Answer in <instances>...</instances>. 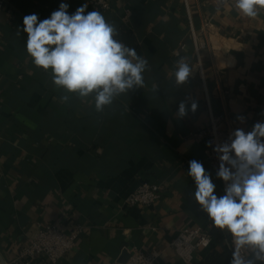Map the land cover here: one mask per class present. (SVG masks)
<instances>
[{"label":"crops","instance_id":"0c3cea01","mask_svg":"<svg viewBox=\"0 0 264 264\" xmlns=\"http://www.w3.org/2000/svg\"><path fill=\"white\" fill-rule=\"evenodd\" d=\"M90 1L6 0L1 11L0 257L13 264L41 227L54 225L81 228L76 246L57 264H124L131 249L161 251L157 264H183L173 249L179 232L207 225L189 162H201L214 194H225L206 143L193 135L208 127L209 111L226 116L229 133L264 121V10L248 18L235 0H104L110 10L100 12L134 38L148 67L142 87L98 112L95 93H66L33 65L22 31L27 15L42 21L61 3L69 15L87 3V14ZM193 34L207 44L198 57ZM181 44L192 73L177 84L174 51ZM182 101L187 114L180 117ZM142 183L162 186V197L148 207L127 206ZM28 264L52 263L42 257Z\"/></svg>","mask_w":264,"mask_h":264},{"label":"clouds","instance_id":"9594fccd","mask_svg":"<svg viewBox=\"0 0 264 264\" xmlns=\"http://www.w3.org/2000/svg\"><path fill=\"white\" fill-rule=\"evenodd\" d=\"M68 7L61 3L50 18L39 22L36 14L24 17L26 52L35 67L51 73L58 89L80 97L95 93L99 112L115 96L143 86L148 61L115 38L116 27L100 11L85 14V3L69 15ZM235 8L244 17L256 18L264 10V0H235ZM191 73L184 58L176 62L177 84L185 83ZM68 99L62 95L60 102ZM196 108L193 102L191 110ZM186 114L182 101L178 115ZM214 151L220 161L216 175L226 182L225 194H214L216 185L210 174L201 162L192 160L188 175L195 181L194 198L215 227L230 234L234 245L230 264H264V121L256 122L248 132L234 130Z\"/></svg>","mask_w":264,"mask_h":264},{"label":"built area","instance_id":"2783aa9c","mask_svg":"<svg viewBox=\"0 0 264 264\" xmlns=\"http://www.w3.org/2000/svg\"><path fill=\"white\" fill-rule=\"evenodd\" d=\"M6 0H0V14L3 10ZM92 10H110V6L104 0H92L89 3ZM189 25L192 22L189 20ZM193 47L197 54L200 50L205 49L207 44L203 37L193 34ZM186 48L181 44L174 51V56L177 61L184 58L181 52ZM185 59V58H184ZM190 65V63L185 59ZM226 122L224 114H213L209 111V125L193 135L197 141H203L207 145L206 158L214 165L216 171L219 170L218 154L214 151L218 143H223L228 140L229 132L223 130V125ZM222 179V178H221ZM226 187V182H224ZM164 189L160 185H152L142 183L126 200L127 206H151L157 202L163 195ZM81 233L80 226H63L48 225L41 227L35 237L30 239L26 246L22 247L19 256L13 264H28L31 260H39L42 257L47 258L52 264H57L64 259L76 246L77 239ZM229 250L233 253L232 238L228 243ZM212 246V238L205 233L202 228L186 229L179 232L173 243V249L176 255L180 258L183 264H193L195 257L201 253L208 251ZM128 258L124 264H157L161 256V251L153 250L142 252L137 249L127 251Z\"/></svg>","mask_w":264,"mask_h":264},{"label":"trees","instance_id":"16d2710c","mask_svg":"<svg viewBox=\"0 0 264 264\" xmlns=\"http://www.w3.org/2000/svg\"><path fill=\"white\" fill-rule=\"evenodd\" d=\"M116 39L122 42L127 47L133 49L137 48L136 43L134 42V38L123 29L118 32ZM201 213L207 220V225L205 226L204 231L212 238V245L220 246L225 243H229L231 240V236L227 235L223 230L215 227L211 219L208 217L207 213H205L202 208ZM204 255V260L197 264H230L232 260V251L229 249H226L222 252L213 249L210 251H206Z\"/></svg>","mask_w":264,"mask_h":264},{"label":"water","instance_id":"95a60500","mask_svg":"<svg viewBox=\"0 0 264 264\" xmlns=\"http://www.w3.org/2000/svg\"><path fill=\"white\" fill-rule=\"evenodd\" d=\"M0 264H5L4 262H3V259L0 257Z\"/></svg>","mask_w":264,"mask_h":264}]
</instances>
